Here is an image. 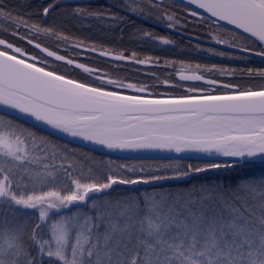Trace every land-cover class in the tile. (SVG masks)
I'll use <instances>...</instances> for the list:
<instances>
[{"label": "snow or ice", "instance_id": "obj_1", "mask_svg": "<svg viewBox=\"0 0 264 264\" xmlns=\"http://www.w3.org/2000/svg\"><path fill=\"white\" fill-rule=\"evenodd\" d=\"M57 7V2L43 6V17ZM117 7L76 5L72 16L120 28L121 37V25H131L133 38L161 46L175 41L135 27L125 16L155 20L170 32L187 31L189 24L219 29L224 22L233 26L225 29L229 35L208 34L210 42L222 47L197 44L193 51L229 61L250 55L264 60V0H119ZM4 31L56 61L93 74L99 83L58 74L47 61L0 38V124L4 117L26 116L107 151L215 153L233 160L186 168L172 159L109 163L106 171L90 168L95 175L83 177L74 175L80 159L76 153L43 136L20 132L15 146L0 139V264H264V67L182 63L179 80L208 87L162 96L148 85L126 83L66 59L34 37L43 34L57 46L66 43L113 61L158 65V57L140 59L136 52L126 56L94 41H70L46 21L13 15L0 0ZM164 66L174 65L166 61ZM185 67L190 74H184ZM217 75L247 83L225 82ZM163 83L169 86L168 80ZM219 88L225 91L218 93ZM221 168L250 171L226 185L163 186ZM117 185L130 188L113 195Z\"/></svg>", "mask_w": 264, "mask_h": 264}, {"label": "flooded vegetation", "instance_id": "obj_2", "mask_svg": "<svg viewBox=\"0 0 264 264\" xmlns=\"http://www.w3.org/2000/svg\"><path fill=\"white\" fill-rule=\"evenodd\" d=\"M10 1V4H3L8 10L12 12L13 15H24V16H31L33 12H39V9L33 11V5L30 3L31 0H7ZM40 5V16L42 21H46L48 25H53L59 27L61 31L69 37L70 41H75L76 39H82L85 44H89L90 42H96L97 47L100 46H107L113 52H120L123 51L126 56H130L133 52L137 53L138 58L144 59L147 56H152L153 59L159 58L160 65H165L166 61H171L173 64H186L185 58L187 57H195L201 58V64H204V53L203 52H195L193 48L195 45L199 44L201 47H209L208 45H204L203 41L208 39V34L216 35L218 32L223 33L225 35H229L225 32L224 27L217 29L215 26L211 24H204L201 27H194L192 24H189L187 31L183 32H170L167 30L163 25L157 23L155 20L152 19H140L139 17L135 16H125L126 20H131L135 27H140L147 29L149 31L155 32L157 35L160 36H168L172 40L175 41L173 45L169 46H161L158 43L153 42H139L136 38L132 37V32L134 28L131 25H121L124 28L123 36L121 37L120 28H109L106 24L101 25L99 21H92L89 23H85L82 19L75 18L72 16V9L76 5L86 6L92 9H109L112 11L118 10V3L119 0H37ZM50 2H57L58 7L56 10L47 18L43 17L42 14V7L46 6ZM123 14V13H121ZM199 21H197L198 23ZM1 38V37H0ZM47 41L54 42L53 38H47ZM37 42V41H34ZM28 45V44H27ZM68 50H63L60 47V50L63 53L56 52L59 55H69L70 58L74 59L76 62L82 63L84 65H101L105 64L108 65L109 68H117L119 69V65H134L140 68L146 67L151 68V66H155L157 64H145L139 65L134 62L131 64H121L115 63L104 57H100L97 53L82 51L80 49H75L70 47L68 44H61ZM19 46V45H18ZM32 50H25L27 54L32 56L40 57L42 61H47L49 58L41 55L38 53L32 45H28ZM43 47H47L49 50L54 51L51 49L52 44L48 43L46 45L41 44ZM22 47V46H20ZM66 57V56H65ZM67 58V57H66ZM54 62V61H53ZM218 63L223 64V61H219ZM246 63L249 64L250 67L259 68L264 67V61L259 60L253 57L248 56ZM59 64V63H58ZM186 66V65H185ZM91 67V66H89ZM92 68V67H91ZM77 70V69H75ZM181 67L176 69L173 72L165 71L163 72L166 79L169 81V86H166L163 81L150 86V91L156 95L162 96H182L188 95L186 88L187 87H197V88H207L200 84H183L177 81V75ZM80 71V70H79ZM84 72V71H81ZM147 76H152V73L145 72ZM184 74H189V70L187 67L184 68ZM93 77L94 75L91 74ZM112 77V75H110ZM217 79H221L215 77ZM165 79V78H164ZM240 80H229V82L235 83L239 82ZM129 82V81H124ZM256 83H259L256 80ZM146 85V84H143ZM106 87H111L107 86ZM126 92H130V90H125ZM223 89H217V92H223Z\"/></svg>", "mask_w": 264, "mask_h": 264}, {"label": "trees", "instance_id": "obj_3", "mask_svg": "<svg viewBox=\"0 0 264 264\" xmlns=\"http://www.w3.org/2000/svg\"><path fill=\"white\" fill-rule=\"evenodd\" d=\"M14 1V0H13ZM18 0L14 1L17 2ZM3 4H10V1L7 0H2ZM30 3L36 4L33 5V11L36 9H39L40 12V5L39 1L37 0H31ZM39 12H33L31 16H26V17H31V20H41L42 18L40 16ZM24 16V15H23ZM11 26L9 25V28ZM56 27V26H55ZM57 29L61 30L59 27H56ZM21 32L23 33V29H21ZM0 37L7 39L11 42L16 43L19 46H22L25 50H32L26 42H22L19 40H16L12 36L8 34L7 31L0 32ZM47 36L46 35H39L34 37V41L39 42L40 44H48L51 43V49L63 53V51L60 50V47H62L63 50H68L62 45L57 46L56 42H51L47 41ZM67 58H70L69 55H65ZM207 59V60H205ZM214 59V60H210ZM246 59L240 60V61H229L227 59H221L219 57H211L204 53V63L205 65H209V61H215L217 65H220L221 63H218L219 61H223V64L225 65H232V66H237V67H242V66H249V64L246 63ZM174 66L172 67H166L164 65H155L151 66V68H140L138 66L134 65H119V69L117 68H109L108 65L101 64V65H93L90 64L88 66H91L92 68L95 69H100L103 70V72H106L108 75H112L113 78H120L124 81H129L137 84H146L153 86L156 83L161 82V80H167L166 77L164 76L163 72L168 71V72H173L176 69L180 68L181 64H173ZM48 67L50 70L56 71L58 74H63L66 77L76 79L78 81H82L85 83H91V84H98L99 81H96L94 77L91 75V73H85L81 72L79 70L73 69L71 66L68 65H63V64H58L53 61L48 60ZM145 72L152 73V76H147ZM207 75V74H206ZM218 78H221V80H224L225 82H229V80H239L237 79H230L228 77H220L216 76ZM165 78V79H164ZM241 83H247V81H239ZM256 83V81H254ZM8 124H12L13 127H8ZM20 132H34L37 136H43L45 137L50 143L59 145L60 147H67L68 149L74 151L76 153V156L79 157L80 159L77 160L76 162V167L74 169V175H81L83 177H87L90 174L95 175V173H90L89 169L90 168H95V169H100L101 171H106V168L104 167L106 164L111 163L113 166L119 163H129V164H134V163H140V162H145V163H157V162H167V160H161V159H145V160H137V159H120V158H115L111 157L99 152L92 151L90 149H87L85 147H82L80 145H77L75 143L69 142L67 140L58 138L52 134H49L35 126H32L26 122H23L19 119H14V120H9L7 117H4V123L0 124V139L5 141L6 143L13 144L15 146V141L17 135H19ZM1 134H4V136H1ZM29 145H31V141H29ZM4 148L2 145H0V151H3ZM87 157L88 159H84ZM175 161H178L179 164L183 167L186 168L189 164H191L193 167L196 166H204L210 162H205V161H200V160H187V159H172ZM213 163H224L228 164L223 161H217ZM250 170H245V169H216L209 171L204 174H200L197 176H193L190 179L183 181V182H165L163 186L165 188L171 187L173 189H182V188H188L193 184H210V183H223V184H228L229 182H234L236 179L237 175H246L247 172ZM257 175H259V170H256ZM139 189H145L147 187L142 186V185H137L135 186ZM116 192L113 193V195H116L117 193L121 192H127L129 188L123 187L121 185L115 186ZM149 190H152L153 188H147ZM158 190V189H157Z\"/></svg>", "mask_w": 264, "mask_h": 264}, {"label": "water", "instance_id": "obj_4", "mask_svg": "<svg viewBox=\"0 0 264 264\" xmlns=\"http://www.w3.org/2000/svg\"><path fill=\"white\" fill-rule=\"evenodd\" d=\"M200 11H202V10H200ZM221 24L226 29L233 27V26H230V25H225L224 22H221ZM203 43L205 45H208V46H211V47H222V46H216L212 42L207 41V40H204ZM32 47L38 53H40L41 55L49 58L50 60H52V61H54L56 63L65 64L62 61H56L54 57H48L45 52H41L39 49H36L33 45H32ZM250 57H253V58L262 60L261 58L255 57V56H251L250 55ZM104 58L105 59H108L110 61H113L109 57H104ZM113 62H115V63H121V64H131L132 63L130 61H113ZM71 67L74 68V69H76L74 67V65L71 66ZM77 70L83 71L82 69H77ZM177 81L180 82V83H183V84H191V85H193V84H200V85H203L204 87H208L203 82H198V81H181V80H179L178 75H177ZM219 89H222V88H219ZM13 115H15V113H13ZM16 119H19V120H21L23 122H26V123H28V124H30L32 126H35V127L39 128V129H41V130H43V131H45V132H47L49 134H52V135H54V136H56L58 138H61V139L67 140L69 142L75 143L77 145H80V146L85 147L87 149H90L92 151L99 152V153H102V154H105V155H108V156H111V157H115V158H120V159H137V160H145V159H161V160H168V159H187V160H200V161H205V162H210V163L217 162V161H223V162H226V163H231L232 160H233V158L223 157V156H220V155L215 154V153H212V154H204V153H197V152H184V153L177 154V153L171 152V151H158V150H156V151H137V152H131V151H126V152L107 151V150H104L102 148H99V147H97L95 145H92L91 143H85V142L80 141L79 139H73V138L68 137L67 135L61 134L59 132H52V130L49 127L44 126L42 123H36L34 121V118H29V117H26V116H19ZM221 169H228V168H221ZM212 170H216V169H212ZM212 170H209V171H212ZM209 171H207V172H209ZM207 172H204V173H207ZM204 173H200V174H204ZM200 174H193L191 177L197 176V175H200ZM190 178H188V179H190ZM166 182H183V181H166ZM121 186L126 187V188H130V186H125V185H121ZM142 186H145L147 188H153L152 185H142Z\"/></svg>", "mask_w": 264, "mask_h": 264}, {"label": "rangeland", "instance_id": "obj_5", "mask_svg": "<svg viewBox=\"0 0 264 264\" xmlns=\"http://www.w3.org/2000/svg\"><path fill=\"white\" fill-rule=\"evenodd\" d=\"M47 38H48V37H47ZM51 42H52V41H51ZM204 48H206V47H204ZM211 57L216 58L215 56H211ZM205 60H207V59H205ZM210 60H214V59H210ZM185 61H186V64H185V65H188V64L195 65L196 63H200V64H201L202 59H201V58H195V57H192V58L187 57V58H185ZM203 63H207V62H204V61H203ZM208 63H209V65H211V64L216 63V62H215V61H209ZM179 65H180V64H179ZM202 65H205V64H202ZM180 66H181V65H180ZM1 136H4V134H1Z\"/></svg>", "mask_w": 264, "mask_h": 264}, {"label": "bare ground", "instance_id": "obj_6", "mask_svg": "<svg viewBox=\"0 0 264 264\" xmlns=\"http://www.w3.org/2000/svg\"><path fill=\"white\" fill-rule=\"evenodd\" d=\"M204 42V41H203ZM205 45V44H204Z\"/></svg>", "mask_w": 264, "mask_h": 264}]
</instances>
